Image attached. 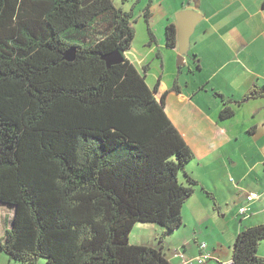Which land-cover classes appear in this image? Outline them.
<instances>
[{
    "label": "trees",
    "instance_id": "16d2710c",
    "mask_svg": "<svg viewBox=\"0 0 264 264\" xmlns=\"http://www.w3.org/2000/svg\"><path fill=\"white\" fill-rule=\"evenodd\" d=\"M132 19L113 0H0V204L14 212L0 250L14 261L172 264L130 235L155 224L163 242L183 226L200 187L187 171L196 157L166 113L168 93L158 100L160 82L150 88L149 67L141 74L127 57ZM165 40L178 47L175 24ZM114 51L124 61L108 67ZM217 95L230 119L231 100ZM262 97L253 87L238 103ZM263 241L264 222L243 228L231 264H264Z\"/></svg>",
    "mask_w": 264,
    "mask_h": 264
},
{
    "label": "crops",
    "instance_id": "0c3cea01",
    "mask_svg": "<svg viewBox=\"0 0 264 264\" xmlns=\"http://www.w3.org/2000/svg\"><path fill=\"white\" fill-rule=\"evenodd\" d=\"M263 3L264 0H210L214 13H208L204 10V0H196L194 5L179 9V13L195 11L201 15V24L204 25V28L200 30V25L196 26L191 37L193 39L196 35L194 42L192 40V49H194V54L200 57L202 61L204 60L202 52H210L213 63L208 68L211 73L205 82H198L200 85L192 94L184 93L180 86V93L174 92L172 91L173 88H169L164 81L158 80L160 86L156 97L159 100L164 93H168L166 113L196 157L188 166L191 168H187V171L200 183V187H198L200 191L201 187H205L216 196L218 209H215L214 203L207 196H203L205 198L198 203L190 202V199L183 208V214H186L187 206L196 211L198 204H202L199 211L204 210L208 215V217H205L206 220L202 217L196 219L202 229L204 226H210V221L215 217V212L220 214L227 212L225 208H231L233 205L232 200L234 198L227 195V189L232 192V196H234V192L238 193L239 218H245L240 215L242 208H246L248 213L254 211L253 214L245 218L246 220H251L254 217L258 220L264 218V97L243 104L238 103L253 87H264ZM232 8L233 10L236 8L238 13V17L235 18L239 19L240 22L238 21L237 24L246 25V31H241L243 34H233L234 31L231 32L230 27L227 29L221 25V12H229ZM242 11L244 13L241 15L240 12ZM251 17L259 19V23L255 24L252 31H250L248 20ZM170 24H175L177 27L176 19H173ZM194 45H196L195 48ZM200 45H202V48L199 49ZM189 48L191 49V39ZM173 50L178 53L179 59V47ZM129 54L130 51L127 53V57L138 71L141 73V68L142 72L145 73L144 68L147 67L145 65L148 60L147 57L133 61L130 59ZM185 57L180 66L185 64ZM221 60H223V63ZM220 77L225 80V84H213V81ZM205 83L206 85L212 83L215 92L224 95L227 101L231 100L228 106L234 111V115L230 119L223 120L220 117V112L225 107L223 99L220 102L215 100L214 105H211L208 101L209 97L200 94L204 90ZM238 151H243L244 154L235 155L239 154ZM193 163L198 164L193 166ZM209 177H211V182L215 184V188L208 182ZM248 179H251L253 184L256 183L257 192L261 191L262 196L260 199L251 201L248 196L244 200L242 195L239 194L240 187ZM219 184L226 187H219ZM236 185H238V188ZM218 192L223 193V196H225L224 201H220ZM201 193L203 192L201 191ZM234 203L238 204L235 200ZM246 220L244 223L241 221V223L234 226L231 232L228 231L227 235H230L227 236L226 245L222 243L221 250H215L216 254L211 257L217 258L219 263H232L233 244L244 225L247 226ZM261 222H264V219ZM146 226L153 225H136L130 235L131 244L138 245L132 243L136 228ZM190 240L188 237L183 240L187 250L191 246ZM262 246H264L263 242L260 244L259 255L264 257V254L261 253ZM225 250H227L226 254ZM177 256L174 258L181 260L179 254Z\"/></svg>",
    "mask_w": 264,
    "mask_h": 264
},
{
    "label": "rangeland",
    "instance_id": "374dc122",
    "mask_svg": "<svg viewBox=\"0 0 264 264\" xmlns=\"http://www.w3.org/2000/svg\"><path fill=\"white\" fill-rule=\"evenodd\" d=\"M151 1L152 0H113L114 5L117 8H122L125 12H133L131 25L135 31V38L132 43V48L130 49L129 57L133 61H138L139 59L141 60L147 57L148 60L145 65L149 67V71L147 72L146 82L150 88H153L160 79L164 81L169 88H173L175 83L178 82L184 93L192 94L193 91L199 87L200 84L198 82H205L206 79H208V77L210 76L211 72L208 67H210L213 63L210 52H202L204 57L203 61L200 57H198L197 61L192 58V56L195 55L194 49H192V44L195 40L194 38H196L195 35L193 39L191 38V49H188L190 51L189 54L185 57V64H183V66H180L178 53H175L173 49H170L166 46L165 28L168 24L171 23L173 19H176L177 13H179V9H181L182 7H189L188 5H194L196 0H153L150 7L151 17L147 21L145 17V11ZM204 3V10L208 13H214V8L210 4V0H204ZM230 10L231 11L229 12H221L220 14V16L222 17V27H225L227 29L230 27L229 29L231 30V32L234 31L233 34H243V32L246 31V25L237 24L239 19L237 20L235 18L236 16L238 17L236 8L235 10H233V8ZM243 13V11L240 12L241 15ZM248 20L250 22V31H252L254 30L253 27L255 26V24L259 23V19H254L251 17V19ZM199 25L200 30L204 28V25L201 24V22L199 23ZM149 32L153 34L155 42H151ZM195 46L196 45H194V48ZM200 48H202V45H200L199 49ZM221 62L223 63V60H221ZM198 64H200L201 66L200 69L197 67ZM140 71L144 74L141 68ZM214 83L216 85L225 84V80L221 77L219 79L216 78L213 81V84ZM213 84L211 83L206 85L205 83L203 88L204 90L200 92V94L209 97L208 101H210L211 105H214L215 100H219V102L222 101V98L217 95V92H215V90H213ZM238 153L239 154L235 155L239 156L242 155V153L244 154L243 151H238ZM193 164V166H196L195 164L198 163ZM189 168L191 167H188V169ZM180 179L181 181L184 180L183 174L180 175ZM208 182L211 183L213 188H215V184L211 182V177L208 178ZM229 185L231 184L229 183ZM221 186L226 187L223 184H219V187ZM236 186L238 188V185ZM257 189L258 188L256 186V183L253 184L252 180L248 179L240 187L239 194H241L245 200V198H247L252 192L261 195V191L257 192ZM201 191L200 188H197V194L195 192L196 195L194 194L195 196L191 198L190 202L198 203L199 201L204 199L205 197L203 196L206 195L204 193H201ZM226 193L228 196H231V198H234L235 202H238V204H235L234 200H232L233 205L231 206V208H225L227 212H223L221 214L215 212V217L211 219L210 226H204L202 229V226L199 225L198 221L196 220L197 217H202L205 220V217H208L204 210L202 212L199 211L202 205L201 203H199L196 208L197 212L187 206V212L186 214H183V226L169 236H165L163 242H161L160 239L163 238L164 229L158 225L149 224L153 226L136 228L133 233L132 243L142 246L155 247L158 250L163 249L165 257L172 264H183L181 260H177L174 258L177 256V254L183 255L186 260L197 258L200 255L201 245H206L205 252L210 256H214L216 254L214 252L215 250H221L222 243L226 245L225 243H227V236L230 235H227L228 231L231 232V229H234V226H236L238 223H241V221L244 223L246 220L245 218H239L238 216V212L240 209L238 193L234 192V196H232V192L229 189H227ZM218 195L220 197V201H224L223 199H225V196H223V193L218 192ZM253 213L254 211H249V213L247 212L248 216ZM13 214L14 212L12 208L0 204V238L4 237L6 230L11 227ZM263 219L264 218L258 220L256 219V217H254L251 220H246V223L248 224L247 226L244 225L243 228L261 224L263 223L261 222L263 221ZM186 237L191 239V246L188 248V250L185 249V242L183 241L184 238L186 239ZM226 252L227 250H225V254ZM261 253L264 254V246H262L261 248ZM0 264L23 263L12 260L9 255L0 250ZM39 264H45V261L42 259L40 260ZM208 264H219V262L217 261V258L211 257V259L208 261Z\"/></svg>",
    "mask_w": 264,
    "mask_h": 264
},
{
    "label": "water",
    "instance_id": "95a60500",
    "mask_svg": "<svg viewBox=\"0 0 264 264\" xmlns=\"http://www.w3.org/2000/svg\"><path fill=\"white\" fill-rule=\"evenodd\" d=\"M201 20V15L195 11H183L176 17L180 65L182 64L184 57L188 55L190 39L194 34L196 26L201 22ZM65 58L69 62H73L75 60V50H70ZM102 60L107 63L108 67H111L122 63L124 61V57L119 51H114L104 55Z\"/></svg>",
    "mask_w": 264,
    "mask_h": 264
},
{
    "label": "built area",
    "instance_id": "2783aa9c",
    "mask_svg": "<svg viewBox=\"0 0 264 264\" xmlns=\"http://www.w3.org/2000/svg\"><path fill=\"white\" fill-rule=\"evenodd\" d=\"M260 197H261V195H259L257 193H251L249 195V200H251V201L258 200V199H260ZM247 212H248V210L246 208H242L240 210V215L247 218L248 217ZM200 249H201V254L195 259L186 260L183 255H179L183 264H206L211 259V256L205 252L206 245H201Z\"/></svg>",
    "mask_w": 264,
    "mask_h": 264
}]
</instances>
